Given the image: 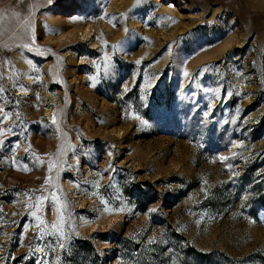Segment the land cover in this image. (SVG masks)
<instances>
[{
  "label": "rangeland",
  "instance_id": "374dc122",
  "mask_svg": "<svg viewBox=\"0 0 264 264\" xmlns=\"http://www.w3.org/2000/svg\"><path fill=\"white\" fill-rule=\"evenodd\" d=\"M0 142V264H264V0H0Z\"/></svg>",
  "mask_w": 264,
  "mask_h": 264
},
{
  "label": "bare ground",
  "instance_id": "6f19581e",
  "mask_svg": "<svg viewBox=\"0 0 264 264\" xmlns=\"http://www.w3.org/2000/svg\"><path fill=\"white\" fill-rule=\"evenodd\" d=\"M88 32H89L88 27H84L82 29V31L80 32V36L83 38V37L87 36Z\"/></svg>",
  "mask_w": 264,
  "mask_h": 264
},
{
  "label": "snow or ice",
  "instance_id": "6c2138e0",
  "mask_svg": "<svg viewBox=\"0 0 264 264\" xmlns=\"http://www.w3.org/2000/svg\"><path fill=\"white\" fill-rule=\"evenodd\" d=\"M50 2H51V0H50ZM0 143H2V142H0ZM53 227H55V225H53ZM60 246L63 247L62 244ZM37 264H40V262H37Z\"/></svg>",
  "mask_w": 264,
  "mask_h": 264
}]
</instances>
